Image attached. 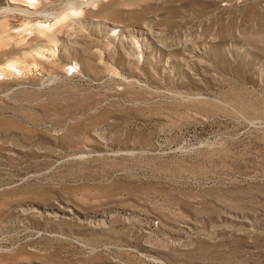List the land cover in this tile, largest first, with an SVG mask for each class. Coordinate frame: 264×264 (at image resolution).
Instances as JSON below:
<instances>
[{
  "label": "rangeland",
  "instance_id": "obj_1",
  "mask_svg": "<svg viewBox=\"0 0 264 264\" xmlns=\"http://www.w3.org/2000/svg\"><path fill=\"white\" fill-rule=\"evenodd\" d=\"M0 264H264V0H0Z\"/></svg>",
  "mask_w": 264,
  "mask_h": 264
},
{
  "label": "bare ground",
  "instance_id": "obj_2",
  "mask_svg": "<svg viewBox=\"0 0 264 264\" xmlns=\"http://www.w3.org/2000/svg\"><path fill=\"white\" fill-rule=\"evenodd\" d=\"M154 34V33H153ZM155 35V34H154ZM157 36V35H156ZM155 38V37H154ZM151 39V38H150ZM157 39V38H156ZM123 51V50H122ZM125 51V50H124ZM126 54V53H125Z\"/></svg>",
  "mask_w": 264,
  "mask_h": 264
}]
</instances>
